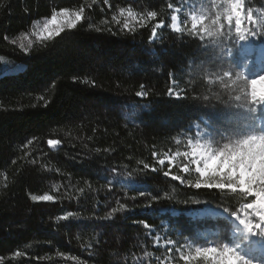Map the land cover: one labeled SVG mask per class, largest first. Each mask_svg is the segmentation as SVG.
I'll return each mask as SVG.
<instances>
[{
	"label": "trees",
	"instance_id": "obj_1",
	"mask_svg": "<svg viewBox=\"0 0 264 264\" xmlns=\"http://www.w3.org/2000/svg\"><path fill=\"white\" fill-rule=\"evenodd\" d=\"M184 1L0 0V56L26 69L0 77V264H156L153 256L164 254L148 230L164 225L179 247L234 244L228 218L250 198L196 190L187 181L198 177L159 160L185 149L194 123L212 141L260 130L236 107L239 82L220 79L259 69L234 25L218 40L172 30L170 9ZM211 2L197 6L211 11ZM248 7L259 23L264 0H245ZM64 8H83L82 21L58 37L34 38V23ZM170 87L185 98L169 96ZM141 91L147 95L137 97ZM44 194L54 200L30 199ZM205 206L228 210L187 214Z\"/></svg>",
	"mask_w": 264,
	"mask_h": 264
},
{
	"label": "snow or ice",
	"instance_id": "obj_2",
	"mask_svg": "<svg viewBox=\"0 0 264 264\" xmlns=\"http://www.w3.org/2000/svg\"><path fill=\"white\" fill-rule=\"evenodd\" d=\"M171 7V5H169ZM84 9L79 11H70L68 8L55 11L50 18L46 19L42 27H39L37 35L41 39L58 37L65 29H74L78 22L82 21ZM120 14L125 15V10L121 9ZM127 18L136 19V14L128 10ZM149 18L155 17L156 12L147 13ZM177 16L171 17V28L176 32H183L184 29L177 23ZM191 26L189 34L198 37L201 41L207 37L217 38V40L228 35L233 28L239 34V40L242 42L255 39L258 35L264 36V17H261L259 23L253 15L251 7L245 8V0H212L211 11H204L198 14L193 12L190 15ZM160 27V25H157ZM124 28L129 29V23L126 20ZM226 29V31H224ZM131 30V29H129ZM157 34L156 28L152 29V36ZM23 47V45L21 46ZM25 54L27 50L25 49ZM246 56V53H245ZM23 65L5 67L0 70V77L16 75L24 72ZM231 83L238 84L237 90L241 95L234 97L237 101V109L243 112V116L252 126H256L259 121L258 131H250L245 135L236 138L227 137L224 140L212 141L203 139L200 136L199 126L193 138L188 139V148L184 152H176L175 156L169 157V161L176 156H182L186 162L183 164L184 173L195 172L198 178L193 183L187 181L188 186L199 190L201 188L212 190H230L232 193H239L245 197H253L252 201L243 205V218L236 211H232V217L238 220L243 226L245 235L244 245L249 251H241L240 246H228L227 244H215L212 246H195L194 253L182 255L184 264H194L198 260H204L207 264H264V90H258L256 85L264 82V72L258 73L253 77H248L243 71H224L220 79L231 78ZM245 85H249L251 90L247 91ZM143 88V85L141 86ZM169 96L175 99H182L179 92L174 93V88L168 89ZM146 92H137V97L146 96ZM208 99L207 96L204 97ZM224 141V142H222ZM47 143L50 146L60 144V141L49 139ZM156 153H153L155 156ZM160 165L165 164L164 159L159 160ZM144 169H149L147 163L143 164ZM151 171H157L152 168ZM165 176L169 172L164 173ZM173 180H180L181 177L172 176ZM143 196L144 192L141 191ZM30 199L34 202L53 201L52 195H31ZM153 199H157L153 197ZM198 203V202H195ZM123 207V205L121 206ZM151 208L152 205H148ZM228 208H223L227 211ZM115 211V209H113ZM73 214L69 212L64 219L67 220ZM145 228L149 225L142 222ZM256 250L260 253L261 259L254 258ZM249 252H253L252 255ZM16 255H20L19 252Z\"/></svg>",
	"mask_w": 264,
	"mask_h": 264
},
{
	"label": "rangeland",
	"instance_id": "obj_3",
	"mask_svg": "<svg viewBox=\"0 0 264 264\" xmlns=\"http://www.w3.org/2000/svg\"><path fill=\"white\" fill-rule=\"evenodd\" d=\"M198 0H185L181 6L179 7H173L171 10V16H170V28H171V17L172 15L177 16V23L179 26L183 29L188 28L190 29L191 26V21H190V15L193 12L200 13L201 10L197 6ZM255 19L257 20L259 18V13L255 11L253 13ZM46 22V20L35 22L33 25L34 29V38L40 39L39 36L37 35L39 27H42L43 23ZM258 23V20H257ZM172 29V28H171ZM173 30V29H172ZM175 31V30H174ZM236 33V32H235ZM239 36V34H238ZM260 35H258L255 39H251L250 41L242 42L238 39V46L239 48L246 53L248 56H254L255 60L254 63L256 65V68L259 69L258 73L264 72V40L263 43L260 45H257V42L259 40ZM255 50V52L252 51ZM12 66L8 58L0 56V70H3L5 67H10ZM258 90H264V82L258 83L256 85ZM197 126H199V132L200 136L203 139V134L205 137L208 136V133L206 129L199 125V123H194L191 125L190 133L186 135V145L185 149L180 151L181 153L184 151L190 150L188 148V139L193 138V142H195V135L197 133ZM175 156V153H168L164 155L161 159L165 160V163L168 165L169 169L176 170L178 172H181L182 174H189V173H184L182 171L183 164L186 162L185 158L182 156H176L175 159L169 161V157ZM190 174H193L194 177H198L197 174L193 171ZM181 182V181H180ZM249 202L252 201L253 197H250ZM248 202V203H249ZM245 204V203H244ZM242 204L239 208V211H237L238 214L241 215L243 218V205ZM189 216H198L200 217L201 215H210V216H226L224 215L223 211L214 209L213 207H208L205 206L201 210L197 212H190L188 213ZM228 220L231 223L232 226V235L235 236L237 239L234 241V244L232 246H240V250L243 251H249L244 245L246 244V241L243 240V236L245 235L243 226L239 224L238 220L232 217V215L228 218ZM167 227L164 225L162 229H154V228H149L148 231H150L153 241H154V246L156 248L160 247V251L162 254H164V257L161 256H153V259L155 260L156 264H184V261L181 259L182 255H187L189 253H194L195 247L189 245L188 243H183L181 246H177L176 242L169 236L167 233ZM175 242V243H174ZM212 246V245H209ZM254 252V258L257 259L258 256H260V253L256 250H253ZM253 252H249L250 255L253 254ZM200 262H197V264H207L204 260H198ZM195 263V262H194Z\"/></svg>",
	"mask_w": 264,
	"mask_h": 264
},
{
	"label": "water",
	"instance_id": "obj_4",
	"mask_svg": "<svg viewBox=\"0 0 264 264\" xmlns=\"http://www.w3.org/2000/svg\"><path fill=\"white\" fill-rule=\"evenodd\" d=\"M59 145H60V144L55 145V146H50V145L48 144V146H49L51 149H55V148L59 147Z\"/></svg>",
	"mask_w": 264,
	"mask_h": 264
},
{
	"label": "bare ground",
	"instance_id": "obj_5",
	"mask_svg": "<svg viewBox=\"0 0 264 264\" xmlns=\"http://www.w3.org/2000/svg\"><path fill=\"white\" fill-rule=\"evenodd\" d=\"M195 213V212H194ZM188 214V213H187ZM193 216V215H192ZM149 233H150V231H149Z\"/></svg>",
	"mask_w": 264,
	"mask_h": 264
}]
</instances>
